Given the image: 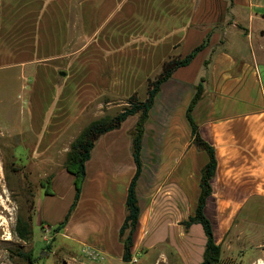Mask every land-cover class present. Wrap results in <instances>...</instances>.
I'll list each match as a JSON object with an SVG mask.
<instances>
[{
	"label": "crops",
	"instance_id": "obj_1",
	"mask_svg": "<svg viewBox=\"0 0 264 264\" xmlns=\"http://www.w3.org/2000/svg\"><path fill=\"white\" fill-rule=\"evenodd\" d=\"M260 25L264 0H0V111L9 115L6 95L27 88L29 131L38 138L27 155L29 173L37 174L40 183L32 220L36 217L41 228L51 231L64 221L74 199V178L64 164L82 131L115 117L131 96L144 101L148 80L159 77L165 61L183 59L205 43L160 85L148 112L132 260L162 242L179 256L190 238L202 248L181 257L184 264L202 260L201 226L185 230L182 225L194 214L201 170L208 162L207 153L192 142L186 115L199 84L202 95L191 116L216 158L204 206L214 241L222 252L228 236L229 246L240 234L259 239L264 233L257 220L264 217ZM138 118L129 116L95 140L80 197L54 238L63 235L98 255L122 257L119 229L136 169L132 138ZM47 181L51 194L41 186Z\"/></svg>",
	"mask_w": 264,
	"mask_h": 264
},
{
	"label": "rangeland",
	"instance_id": "obj_2",
	"mask_svg": "<svg viewBox=\"0 0 264 264\" xmlns=\"http://www.w3.org/2000/svg\"><path fill=\"white\" fill-rule=\"evenodd\" d=\"M260 27L264 31V27ZM13 82L17 89L18 81ZM23 84L26 87L29 85L27 81ZM25 89L6 95L9 115L0 111V264H30L19 256L20 253H30L35 259L34 264H125L120 256H103V253L93 259L85 253L92 250L89 246L63 235L54 238V231L44 232L37 218L32 220L34 195L40 183L37 174L29 173L27 155L36 148L38 138L29 131L32 128L27 114L28 89ZM142 95L139 93V96ZM125 103L127 105V101ZM26 131H29L28 138H22V133ZM18 217L32 220L27 242L21 241L15 232ZM257 220L264 231V217H257ZM192 236L196 237L198 233L193 231ZM230 240L228 236L222 244V264H264V233L259 239L243 234L238 240L232 237L231 246ZM259 244L260 248H256ZM167 245L162 242L156 248L137 252V262L132 260L129 264H184L181 257L197 255L202 248L197 238H190L187 249L178 256Z\"/></svg>",
	"mask_w": 264,
	"mask_h": 264
},
{
	"label": "trees",
	"instance_id": "obj_3",
	"mask_svg": "<svg viewBox=\"0 0 264 264\" xmlns=\"http://www.w3.org/2000/svg\"><path fill=\"white\" fill-rule=\"evenodd\" d=\"M205 46V43L198 46L183 59H168L167 61H165L163 63L162 71L159 77L154 80H148L147 95L144 101H140L135 96H131L127 100V105L115 117L100 119L93 122L88 127H86L82 131V133L71 143L64 168L74 178V199L69 212L64 218V221L54 230L55 233H58L65 226L70 213L74 209L80 197L82 184L85 178V163L90 156V151L94 145L95 140L100 135L118 128L120 124L129 116L138 115L139 118L135 125L132 138V155L136 169L135 174L128 187L126 198L127 214L123 224L119 229V238L123 244V254L121 260L125 264H129L132 261L131 249L133 246V235L136 231L140 215V209L138 207L136 198V183L142 169L140 159L141 143L144 135V126L148 117V112L152 107L154 98L159 91L160 85L168 80L177 68L187 66L197 55V53L205 48ZM201 95L202 86L201 84H199L196 87L195 95L189 104L186 115L192 130V142L197 148L204 150L207 153L208 162L201 170L200 194L197 200L194 214L193 216L188 217L186 221L182 222V225L184 226L185 230H188L192 225L195 224L200 225L202 228L203 234L205 236V246L202 260L199 264H222L221 246L215 243L210 221L204 215L205 201L211 194L210 181L214 176L216 170L215 153L214 149L200 137L197 125L195 124L191 116L192 109L201 98ZM47 184L48 181L46 183H41V186L46 187V194H51V191L49 190V188H47ZM15 232L17 234V237L21 241L27 242L30 239L31 235V221L24 220L21 217H18L16 220ZM19 256L27 259L30 264H34L35 259L31 257L30 253H20Z\"/></svg>",
	"mask_w": 264,
	"mask_h": 264
},
{
	"label": "built area",
	"instance_id": "obj_4",
	"mask_svg": "<svg viewBox=\"0 0 264 264\" xmlns=\"http://www.w3.org/2000/svg\"><path fill=\"white\" fill-rule=\"evenodd\" d=\"M42 229L47 233L51 231L47 226L42 227ZM85 253L93 259L99 258L98 253H96L94 250H87Z\"/></svg>",
	"mask_w": 264,
	"mask_h": 264
}]
</instances>
